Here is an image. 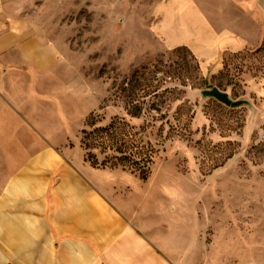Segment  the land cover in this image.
<instances>
[{"label": "rangeland", "instance_id": "1", "mask_svg": "<svg viewBox=\"0 0 264 264\" xmlns=\"http://www.w3.org/2000/svg\"><path fill=\"white\" fill-rule=\"evenodd\" d=\"M156 1L0 0L9 24L24 22L5 42L30 57L44 54L36 42L55 46L46 54L54 58L49 89L31 92V111L2 114L0 196L29 154L47 147L64 164L96 168L85 160L81 129L89 118L95 126L123 119L156 152L146 179L121 167L105 179L130 192L166 238V258L264 264V0H197L217 31L246 40L204 56L167 48L151 32ZM214 86L249 104L201 96Z\"/></svg>", "mask_w": 264, "mask_h": 264}, {"label": "crops", "instance_id": "2", "mask_svg": "<svg viewBox=\"0 0 264 264\" xmlns=\"http://www.w3.org/2000/svg\"><path fill=\"white\" fill-rule=\"evenodd\" d=\"M152 13L150 30L167 48L186 46L204 56L246 44L230 30L217 31L197 0H158ZM7 16L0 9V129L2 114L20 105L31 111V92L47 91L55 79L54 58L46 56L55 46L36 42L45 56H24L20 44L4 41L9 31L23 30V19L9 24ZM21 92L28 100L21 102ZM25 160L14 176H31L33 183L7 190L8 184L0 196V264H183L178 255L166 258V238L152 232L132 194L105 179L119 175L116 170L64 164L53 147Z\"/></svg>", "mask_w": 264, "mask_h": 264}, {"label": "trees", "instance_id": "3", "mask_svg": "<svg viewBox=\"0 0 264 264\" xmlns=\"http://www.w3.org/2000/svg\"><path fill=\"white\" fill-rule=\"evenodd\" d=\"M86 124L88 128L81 129V144L85 150V160L92 167H121L146 179L156 152L150 141L139 138L133 126L123 119L95 126L94 120L89 118ZM98 155H102L101 160Z\"/></svg>", "mask_w": 264, "mask_h": 264}, {"label": "water", "instance_id": "4", "mask_svg": "<svg viewBox=\"0 0 264 264\" xmlns=\"http://www.w3.org/2000/svg\"><path fill=\"white\" fill-rule=\"evenodd\" d=\"M200 93L202 97L215 98L219 102L229 107H238L249 104V101L246 99H232L226 91H222L215 86L210 89H203L200 91Z\"/></svg>", "mask_w": 264, "mask_h": 264}, {"label": "bare ground", "instance_id": "5", "mask_svg": "<svg viewBox=\"0 0 264 264\" xmlns=\"http://www.w3.org/2000/svg\"><path fill=\"white\" fill-rule=\"evenodd\" d=\"M20 182H21V177H16V176L12 177V179H11L9 185H8L7 190H9V189H11L12 187H14V186L20 184Z\"/></svg>", "mask_w": 264, "mask_h": 264}]
</instances>
